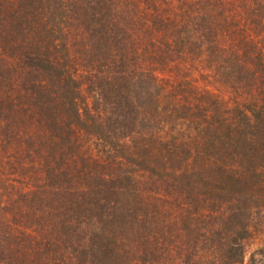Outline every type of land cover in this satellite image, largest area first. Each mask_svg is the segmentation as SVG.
<instances>
[{"label":"trees","instance_id":"16d2710c","mask_svg":"<svg viewBox=\"0 0 264 264\" xmlns=\"http://www.w3.org/2000/svg\"><path fill=\"white\" fill-rule=\"evenodd\" d=\"M260 201L264 0H0V264H243Z\"/></svg>","mask_w":264,"mask_h":264},{"label":"rangeland","instance_id":"374dc122","mask_svg":"<svg viewBox=\"0 0 264 264\" xmlns=\"http://www.w3.org/2000/svg\"><path fill=\"white\" fill-rule=\"evenodd\" d=\"M148 90H150V87L146 84L143 91V99H141L144 106H149L150 104V99L146 95ZM142 112L144 114V110ZM149 115H151V113ZM174 125L178 126L177 129L173 128ZM181 127L180 136L182 134V137L189 143L193 140L195 141V129H190L189 125L181 126L180 123L169 124L162 131L156 132H152L150 129L142 126L140 130L141 134L149 138L142 144L141 151L155 147L157 148L156 152H158L162 145L170 143L172 139L177 137ZM82 141L83 144L86 141H91L90 143L96 142L94 139L88 138L87 136H85V138L82 137ZM255 204L254 206L256 207L251 218V233L248 235V240L244 242L245 260L243 264H264V206H260L261 201L258 205L257 203Z\"/></svg>","mask_w":264,"mask_h":264}]
</instances>
